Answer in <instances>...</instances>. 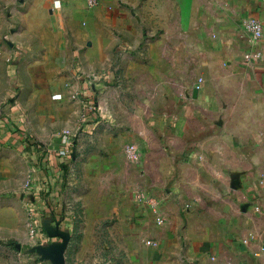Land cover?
<instances>
[{
	"label": "crops",
	"instance_id": "1",
	"mask_svg": "<svg viewBox=\"0 0 264 264\" xmlns=\"http://www.w3.org/2000/svg\"><path fill=\"white\" fill-rule=\"evenodd\" d=\"M21 198L82 209L84 264H264V0H0V220Z\"/></svg>",
	"mask_w": 264,
	"mask_h": 264
},
{
	"label": "rangeland",
	"instance_id": "2",
	"mask_svg": "<svg viewBox=\"0 0 264 264\" xmlns=\"http://www.w3.org/2000/svg\"><path fill=\"white\" fill-rule=\"evenodd\" d=\"M42 194L47 196L45 190L41 191L43 198ZM48 208L52 211L51 207ZM66 210H69L68 205ZM71 210V215L67 213L64 220L54 216L45 218L38 215L36 209V213L29 212L28 205L21 198L20 204L14 207L13 222L7 224L0 220V264H39L32 263L37 247L51 245H56V255L62 253V264L89 263L87 260L93 253L78 251L82 240L80 229L84 226L82 209L78 206ZM71 230L74 231L71 233ZM31 249L34 252H30Z\"/></svg>",
	"mask_w": 264,
	"mask_h": 264
},
{
	"label": "built area",
	"instance_id": "3",
	"mask_svg": "<svg viewBox=\"0 0 264 264\" xmlns=\"http://www.w3.org/2000/svg\"><path fill=\"white\" fill-rule=\"evenodd\" d=\"M242 27H243V30L249 35L250 42L252 45V48L248 52L244 53L243 58H242L243 64L247 66L252 63L258 62L262 59L263 54H262L261 48L259 47L258 43L263 37V28H262L261 22L257 20L246 21L243 23ZM94 115H95V109L93 105L86 104L84 106V111H83L81 120L83 123H87L90 121L91 116H94ZM69 137L70 135L68 134L67 131H64L59 134V138L62 139V141H64V139L68 141ZM124 156H125L126 161L131 164H136V163H139L140 161V154L136 146L133 144H129L125 146ZM145 204L149 207L150 211L156 216V219H155L156 224L158 226H162L163 220L160 216L161 213L158 210L159 209L158 204L155 201L150 200V199L146 200ZM28 208H29V212L33 211L32 213H36L33 206L31 207L28 206ZM150 244L151 246H154V247L157 246L155 242H151Z\"/></svg>",
	"mask_w": 264,
	"mask_h": 264
},
{
	"label": "water",
	"instance_id": "4",
	"mask_svg": "<svg viewBox=\"0 0 264 264\" xmlns=\"http://www.w3.org/2000/svg\"><path fill=\"white\" fill-rule=\"evenodd\" d=\"M29 251L30 252H34V249H31ZM55 251H56V245H51L49 247H40V246H38L37 249H36V253L38 255L39 254H44V253H47L49 255H54L56 257V259L59 260V263L62 264V261L60 259L62 253L56 255L57 252H55Z\"/></svg>",
	"mask_w": 264,
	"mask_h": 264
}]
</instances>
